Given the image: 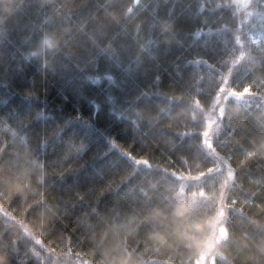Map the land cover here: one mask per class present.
<instances>
[{"label": "snow or ice", "instance_id": "6c2138e0", "mask_svg": "<svg viewBox=\"0 0 264 264\" xmlns=\"http://www.w3.org/2000/svg\"><path fill=\"white\" fill-rule=\"evenodd\" d=\"M188 7L23 0L0 12V87L25 105L0 114L11 126L0 138V264H264V0L218 2L234 18L231 46L209 39L182 63ZM102 62L106 109L93 99L87 114H33L23 64L61 81L67 102L101 80ZM201 64L207 74L193 71Z\"/></svg>", "mask_w": 264, "mask_h": 264}, {"label": "trees", "instance_id": "16d2710c", "mask_svg": "<svg viewBox=\"0 0 264 264\" xmlns=\"http://www.w3.org/2000/svg\"><path fill=\"white\" fill-rule=\"evenodd\" d=\"M23 0H0V12H11L14 10L15 5ZM51 3L52 0H49ZM130 2V0H128ZM178 5L187 4L189 7L184 13V23L181 28V36L178 37L186 42L184 51L179 53L180 60L183 63L184 60H194L197 58V53H202L205 51V42L209 39L213 40L219 46L223 47L228 44L230 47V36L231 32L235 29L234 18L229 10L217 9L215 5L222 0H174ZM203 3L204 8L200 9L199 5ZM243 16V12L240 13V17ZM201 18L205 20L204 24H200ZM255 18H253L254 20ZM200 26L204 29L199 37L195 36L193 33L196 31L197 27ZM246 29L255 31L252 29V25H246ZM212 28L213 32L209 35L207 29ZM141 37L146 39L144 32H141ZM143 42L140 38H137L136 42L132 44L133 52L139 50V43ZM174 44V42H173ZM175 46V45H174ZM146 53H142L138 56L141 64L146 62ZM108 65L103 62L98 70H94V74L97 72L101 74V80L96 84L84 83L77 89L70 90V98L67 102L63 101L60 96V90L63 87V83L59 80L49 79L48 81H43L39 76L34 77L35 68L27 63L22 65L21 75L19 78V83L25 88H31L33 90V96L31 99V107L33 114L36 111V107L46 109L45 115L50 113H55L57 116H62L63 114L80 108L85 114L90 112L89 101L95 99L99 101L102 108L107 107L105 104L106 96L113 93L112 85L109 84L102 76L104 69ZM193 71H201L207 74V70L204 65L195 66L193 65ZM47 89V91H45ZM7 97L9 103L6 106L3 103L4 98ZM19 105L21 109L25 107L24 102L18 95L13 92H5V90L0 87V114L6 109V107H14ZM7 121L0 122V138L9 135L11 126L5 129L4 124ZM98 123H103V114L98 119ZM131 143L130 141H121V144L127 145ZM139 149L138 144H132L130 150L135 155ZM235 159V157H234ZM162 163V161H159ZM32 189H35V185H32ZM34 192L29 190L27 195L29 197L33 196ZM83 255V253H82ZM164 255V250L157 254V259H160ZM23 260V257L20 258ZM71 264H75V257L69 258Z\"/></svg>", "mask_w": 264, "mask_h": 264}]
</instances>
